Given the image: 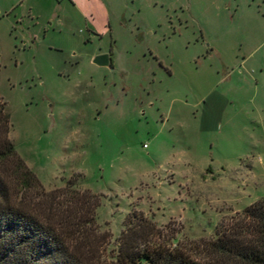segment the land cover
<instances>
[{
	"label": "rangeland",
	"instance_id": "obj_1",
	"mask_svg": "<svg viewBox=\"0 0 264 264\" xmlns=\"http://www.w3.org/2000/svg\"><path fill=\"white\" fill-rule=\"evenodd\" d=\"M0 103L42 187L97 196L113 242L132 211L214 238L264 197V0H0Z\"/></svg>",
	"mask_w": 264,
	"mask_h": 264
},
{
	"label": "trees",
	"instance_id": "obj_2",
	"mask_svg": "<svg viewBox=\"0 0 264 264\" xmlns=\"http://www.w3.org/2000/svg\"><path fill=\"white\" fill-rule=\"evenodd\" d=\"M111 64V63H110ZM0 103V264H264V197L215 237H174L132 211L111 240L96 222L98 198L67 182L46 191L8 140Z\"/></svg>",
	"mask_w": 264,
	"mask_h": 264
},
{
	"label": "water",
	"instance_id": "obj_3",
	"mask_svg": "<svg viewBox=\"0 0 264 264\" xmlns=\"http://www.w3.org/2000/svg\"><path fill=\"white\" fill-rule=\"evenodd\" d=\"M92 63L99 67H109L110 66V58L108 54L97 55L93 58Z\"/></svg>",
	"mask_w": 264,
	"mask_h": 264
},
{
	"label": "built area",
	"instance_id": "obj_4",
	"mask_svg": "<svg viewBox=\"0 0 264 264\" xmlns=\"http://www.w3.org/2000/svg\"><path fill=\"white\" fill-rule=\"evenodd\" d=\"M144 147H145V145H144Z\"/></svg>",
	"mask_w": 264,
	"mask_h": 264
}]
</instances>
